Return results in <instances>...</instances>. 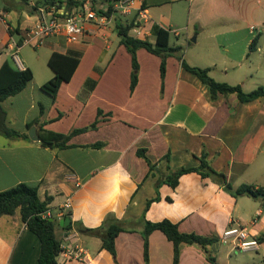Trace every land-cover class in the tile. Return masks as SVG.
<instances>
[{
    "label": "crops",
    "instance_id": "crops-1",
    "mask_svg": "<svg viewBox=\"0 0 264 264\" xmlns=\"http://www.w3.org/2000/svg\"><path fill=\"white\" fill-rule=\"evenodd\" d=\"M3 1L0 67L10 59L18 69L39 70L40 55L25 64L12 57L15 43L38 21V13H30L24 0ZM133 6L127 19L137 18L143 6L148 20L133 28L132 36L154 42L152 27L160 25L171 32L172 45L183 47L185 62L210 69L215 80L243 89L259 82L264 0H136ZM60 9L65 11L66 6ZM254 40L257 46L252 50ZM43 46L49 54L47 64L53 52L76 56L80 63L56 97L42 89L54 76L50 68L38 78L33 72L23 91L4 100L10 127L28 135L36 128L40 140L0 135V192L27 183L38 186L42 200L51 198L49 211L59 220L57 236L63 246L57 258L60 264H145V219H169L182 232L219 240L226 229L239 224L259 239L260 246L264 244V209L258 200L235 198L196 172L182 175L176 188L165 183L156 186L169 173L168 166H198L204 151L212 167L226 174L235 187L264 186V97L247 103L234 93L213 99L206 85L176 56L167 59L163 85L161 59L146 49L138 50V83L132 91V57L120 43L115 23L107 28L88 25L79 43L55 35L34 48ZM98 118L95 129L71 139V147L42 144L40 128L66 134L90 127ZM97 143L103 145L90 147ZM141 148L157 164L149 177V165L138 155ZM167 154L170 161L164 160ZM158 192L161 199L150 205L144 217L147 201ZM68 198L72 201L70 230L60 225ZM246 198L254 201L247 202L250 212L245 210ZM110 213L126 228L116 239L118 263L102 249L99 238L95 241L78 229L81 224L96 228ZM71 231L78 233L77 238ZM40 250V239L19 214L1 218L0 264H37ZM180 251V264H211L196 244H182ZM149 254L150 264H173L174 244L155 230L149 237Z\"/></svg>",
    "mask_w": 264,
    "mask_h": 264
},
{
    "label": "trees",
    "instance_id": "trees-1",
    "mask_svg": "<svg viewBox=\"0 0 264 264\" xmlns=\"http://www.w3.org/2000/svg\"><path fill=\"white\" fill-rule=\"evenodd\" d=\"M29 7L30 13H38L39 7L49 9L51 7L61 8L66 6L65 12H71L74 8L82 6L86 0H37L35 5L29 3L28 0H24ZM95 6L96 1L92 0ZM107 3L109 10L107 12L104 9H98L101 14L113 13V5L111 0H103ZM137 18L127 19L125 16L116 13L115 15V29L120 38V43L126 47L132 57V81L131 90L134 91L138 83L139 62L137 53L140 49H146L150 53L158 56L161 59L160 71L161 78L164 85L167 59L170 56H176L182 60L183 67L189 72L195 74L206 85L213 99H217L220 96H226L228 94H237L238 99L241 102L247 103L254 101L260 97H264V86H259L257 89L251 92H245L241 85H232L226 82H219L210 75V69L201 68L189 65L183 59V47L174 46L171 44V32L168 29L160 25H154L152 27V36L154 42L149 39H139L130 34L131 30L136 26H139ZM22 41L18 43L22 45ZM257 40H254L250 46L252 50L256 49ZM80 59L73 55L62 54L59 52H53L48 60V65L54 72L52 79L43 84L42 89L49 95L56 97L60 87L63 83L69 82L78 65ZM34 73L27 67L25 69H18L10 59H6L0 67V135L7 137H29L27 132H20L10 127L7 118V112L3 107V102L7 98L17 95L23 91L27 85L33 80ZM42 106V113H43ZM100 113V112H99ZM38 123V120L29 125V127ZM99 123V118L90 126L85 128L74 129L70 133H57L44 128H40L42 144L49 147L68 148L71 147L69 142L71 139L83 132H86L90 128L95 129ZM103 143L93 144L90 147H99ZM138 155L144 158L149 165V172L146 177L154 174L157 169V164L153 163L146 155V149L141 148L138 150ZM164 160L170 161V155L167 154ZM169 173L157 182V188L161 184L165 183L172 188H176L179 185L182 175L196 172L203 178H211L214 182L221 185L224 190L230 193L235 198L240 196H248L255 200H258L264 209V186L255 187L250 184H242L235 187L229 180L228 176L222 172L215 170L210 161L208 160L207 152L204 151L200 157V164L193 167H180L172 169L170 166ZM161 196L159 192L157 196L147 201L144 209V217L146 211L150 205L159 201ZM171 201V198H168ZM51 198L42 200L39 196V188L36 185H30L27 183L18 184L8 190L0 192V220L6 215L19 214L27 227L35 233L41 242V250L37 264H60L58 262V255L62 252V241L57 236V229L59 228V220L55 216L44 218L43 214L49 211V204ZM52 218V219H51ZM71 225L65 226L64 229L70 230ZM80 231L84 234L97 237L102 242V249H106L111 253L116 263L117 249L116 239L118 235L126 231L122 220L117 218L114 214H108L102 224L96 228H87L82 224L78 226ZM162 231L167 238L174 244V261L173 264H180V246L182 244H196L206 254L207 260L211 264H219L217 258L212 255L210 246L220 242L218 237H207L194 232L187 233L180 230L178 223H174L169 219H163L161 221L152 222L147 219L144 220V230L142 232L144 238V262L150 264L149 254V237L155 231ZM264 241L263 238L261 242Z\"/></svg>",
    "mask_w": 264,
    "mask_h": 264
},
{
    "label": "built area",
    "instance_id": "built-area-1",
    "mask_svg": "<svg viewBox=\"0 0 264 264\" xmlns=\"http://www.w3.org/2000/svg\"><path fill=\"white\" fill-rule=\"evenodd\" d=\"M37 0H29L32 5L36 4ZM136 0H111L113 5V13L101 14L94 9L91 1L85 2L82 6L74 8L71 12H65L57 7H51L46 9L44 7L38 8V21L34 26L30 27L26 32V35L22 41V45L31 44L34 47L41 46L45 40L51 36L62 35L69 43H79L87 34V27L90 24H94L100 28H107L110 24L115 22L116 13L127 15L133 9V5ZM109 10V6L104 9L105 12ZM138 17L136 19L139 22H146L148 20V13L140 6L138 8ZM178 36L180 33L175 32ZM19 43H15V53L12 54L13 60L18 64L20 62L18 57V50L20 48ZM79 185V184H78ZM72 201L68 198L62 206L60 215L65 219L71 218ZM44 218L52 217L50 211L43 214ZM73 237L78 236L76 231H71ZM220 242L231 246L232 250L239 249L243 251L257 250L260 247V241L254 235L251 234L249 229L243 225H234L226 229L221 237ZM80 253H85L81 247H77Z\"/></svg>",
    "mask_w": 264,
    "mask_h": 264
},
{
    "label": "rangeland",
    "instance_id": "rangeland-1",
    "mask_svg": "<svg viewBox=\"0 0 264 264\" xmlns=\"http://www.w3.org/2000/svg\"><path fill=\"white\" fill-rule=\"evenodd\" d=\"M3 2H4L3 0H0V6L3 4ZM91 2L93 3L92 0ZM93 7L95 10L103 9L100 1H96L95 6L93 5ZM181 33H182V38H183L184 32H181ZM174 40L176 39L174 38V34H172V41ZM38 55L42 57L39 63H41L43 67L40 68L39 70H36V68H34L35 70H33V72L36 74L37 78L41 75V73L43 72V69H46L48 71L51 70L46 61L47 55H49L46 49V46L34 48V46H32L31 44H25V46H23L21 50L19 51V55H18L20 62L23 64L30 62V61H37ZM259 61L261 63V67L259 69V73L257 77L259 82L257 84L249 83L248 86L244 88L245 92H251L257 89L259 86H264V51L261 52ZM244 200H247L245 201V210H248L247 212H250L251 207H248L247 202L249 201L252 203L254 201L249 198L248 199L246 198ZM94 238H95L94 239L95 241L98 240L97 237H94ZM231 250H232L231 246L222 244V243H215L210 246V251L212 255H214L217 258L218 262L221 264H264V244L261 245L258 250L256 249L247 250V251H243L239 249H235L232 251Z\"/></svg>",
    "mask_w": 264,
    "mask_h": 264
},
{
    "label": "water",
    "instance_id": "water-1",
    "mask_svg": "<svg viewBox=\"0 0 264 264\" xmlns=\"http://www.w3.org/2000/svg\"><path fill=\"white\" fill-rule=\"evenodd\" d=\"M29 135H30V137H31L33 140H36V141H37V140H40V138H39V136H38V134H37V132H36V128H32V129L30 130ZM51 219H52V218H51ZM71 222H72L71 218H70V217H67V218H65V219L60 220V225H61L62 227L69 226V225H71Z\"/></svg>",
    "mask_w": 264,
    "mask_h": 264
}]
</instances>
